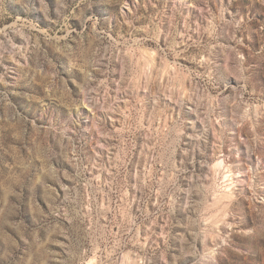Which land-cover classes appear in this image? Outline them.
I'll return each mask as SVG.
<instances>
[{"label": "rangeland", "instance_id": "rangeland-1", "mask_svg": "<svg viewBox=\"0 0 264 264\" xmlns=\"http://www.w3.org/2000/svg\"><path fill=\"white\" fill-rule=\"evenodd\" d=\"M0 264H264V0H0Z\"/></svg>", "mask_w": 264, "mask_h": 264}, {"label": "bare ground", "instance_id": "bare-ground-1", "mask_svg": "<svg viewBox=\"0 0 264 264\" xmlns=\"http://www.w3.org/2000/svg\"><path fill=\"white\" fill-rule=\"evenodd\" d=\"M228 175H226L225 177H227Z\"/></svg>", "mask_w": 264, "mask_h": 264}]
</instances>
